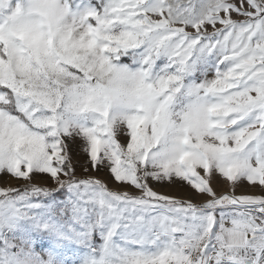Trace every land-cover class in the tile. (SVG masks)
<instances>
[{"label": "snow or ice", "instance_id": "snow-or-ice-1", "mask_svg": "<svg viewBox=\"0 0 264 264\" xmlns=\"http://www.w3.org/2000/svg\"><path fill=\"white\" fill-rule=\"evenodd\" d=\"M0 264H264V0H0Z\"/></svg>", "mask_w": 264, "mask_h": 264}, {"label": "rangeland", "instance_id": "rangeland-1", "mask_svg": "<svg viewBox=\"0 0 264 264\" xmlns=\"http://www.w3.org/2000/svg\"><path fill=\"white\" fill-rule=\"evenodd\" d=\"M258 188H251V187H246V186H241L237 189V193H242V192H258Z\"/></svg>", "mask_w": 264, "mask_h": 264}]
</instances>
